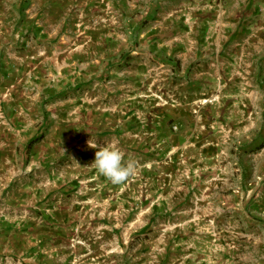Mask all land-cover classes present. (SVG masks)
Wrapping results in <instances>:
<instances>
[{
    "label": "crops",
    "instance_id": "0c3cea01",
    "mask_svg": "<svg viewBox=\"0 0 264 264\" xmlns=\"http://www.w3.org/2000/svg\"><path fill=\"white\" fill-rule=\"evenodd\" d=\"M5 253L264 264V0H0Z\"/></svg>",
    "mask_w": 264,
    "mask_h": 264
},
{
    "label": "clouds",
    "instance_id": "9594fccd",
    "mask_svg": "<svg viewBox=\"0 0 264 264\" xmlns=\"http://www.w3.org/2000/svg\"><path fill=\"white\" fill-rule=\"evenodd\" d=\"M90 147L98 149L93 161L96 169L113 184H121L135 175L138 167L137 161L125 160L124 154L116 145L90 144Z\"/></svg>",
    "mask_w": 264,
    "mask_h": 264
},
{
    "label": "built area",
    "instance_id": "2783aa9c",
    "mask_svg": "<svg viewBox=\"0 0 264 264\" xmlns=\"http://www.w3.org/2000/svg\"><path fill=\"white\" fill-rule=\"evenodd\" d=\"M173 128L176 129L177 127L174 126ZM0 264H24V259L11 254H0Z\"/></svg>",
    "mask_w": 264,
    "mask_h": 264
}]
</instances>
